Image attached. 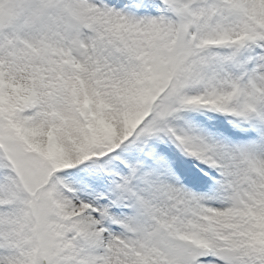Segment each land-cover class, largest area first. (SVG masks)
I'll use <instances>...</instances> for the list:
<instances>
[{
  "label": "snow or ice",
  "instance_id": "snow-or-ice-1",
  "mask_svg": "<svg viewBox=\"0 0 264 264\" xmlns=\"http://www.w3.org/2000/svg\"><path fill=\"white\" fill-rule=\"evenodd\" d=\"M0 264H264V0H0Z\"/></svg>",
  "mask_w": 264,
  "mask_h": 264
}]
</instances>
